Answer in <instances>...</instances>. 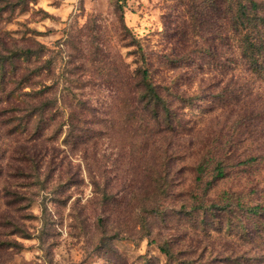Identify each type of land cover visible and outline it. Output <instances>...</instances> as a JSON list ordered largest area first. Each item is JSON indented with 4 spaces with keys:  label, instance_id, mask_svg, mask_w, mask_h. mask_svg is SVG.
<instances>
[{
    "label": "rangeland",
    "instance_id": "rangeland-1",
    "mask_svg": "<svg viewBox=\"0 0 264 264\" xmlns=\"http://www.w3.org/2000/svg\"><path fill=\"white\" fill-rule=\"evenodd\" d=\"M0 264H264V0H0Z\"/></svg>",
    "mask_w": 264,
    "mask_h": 264
},
{
    "label": "trees",
    "instance_id": "trees-1",
    "mask_svg": "<svg viewBox=\"0 0 264 264\" xmlns=\"http://www.w3.org/2000/svg\"><path fill=\"white\" fill-rule=\"evenodd\" d=\"M121 13L123 14V5H121L119 7ZM242 12V13H241ZM247 9L244 7V5H242L241 3H238V6H237V13H238V16H241L242 14L244 15H247ZM141 84L142 86L144 87L145 89V92H144V96L148 99L149 102H153L154 104L158 105V104H161L162 102V99L161 97L158 95L157 91H156V88L150 84L147 80V73L146 71H143L142 72V79H141ZM39 112H40V108H35L34 106H31L29 107L28 109V114H30L29 116H35V115H38L39 116ZM40 122V120L38 121ZM43 122V119L42 121ZM25 126V125H24ZM255 159L252 158V159H249L247 161H243L241 162L240 164H245V163H248V162H251V161H254ZM203 171V168H201V166L199 167V172H202ZM251 214L253 215H258L259 213L262 212V209L260 207H252L248 210ZM160 249V252L165 255L166 257H170V251L168 249L167 246H162L159 248Z\"/></svg>",
    "mask_w": 264,
    "mask_h": 264
}]
</instances>
